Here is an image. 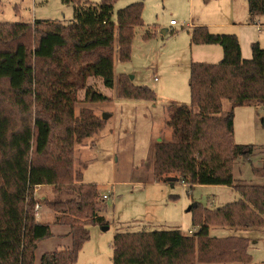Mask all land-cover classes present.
Wrapping results in <instances>:
<instances>
[{
	"label": "trees",
	"instance_id": "obj_1",
	"mask_svg": "<svg viewBox=\"0 0 264 264\" xmlns=\"http://www.w3.org/2000/svg\"><path fill=\"white\" fill-rule=\"evenodd\" d=\"M117 0H63L73 5L66 24L34 21L0 24V264H33L39 242L51 226L68 229L70 248L44 253L39 264H75L89 239L87 227L104 225L96 185L84 184L73 170L75 144L96 135L103 121L88 110L75 117L77 93L88 78L105 89L114 85L113 60H130L135 29L143 26L142 1L113 12ZM251 15L264 16V0H247ZM151 31L143 39L152 37ZM191 44L219 45L217 64L191 63L189 105L166 108L170 140L154 144L156 183L232 189L239 199L217 209H195L197 231L119 232L113 237L112 264H249L248 240L210 237L211 227L264 228V185L236 184L232 166L253 146L233 141L236 107H264V49L251 45L244 60L234 35L190 32ZM116 44V50H114ZM91 103L110 99L86 88ZM118 97L154 102L155 93L118 77ZM227 105V108L225 107ZM264 127V120H261ZM252 174L264 178V162ZM52 188L51 199L36 200L34 189ZM39 203L52 211V223L36 222Z\"/></svg>",
	"mask_w": 264,
	"mask_h": 264
},
{
	"label": "rangeland",
	"instance_id": "obj_2",
	"mask_svg": "<svg viewBox=\"0 0 264 264\" xmlns=\"http://www.w3.org/2000/svg\"><path fill=\"white\" fill-rule=\"evenodd\" d=\"M133 1L117 0L113 12ZM142 3L143 26L135 29L130 60L119 62L116 51L114 53L113 87L105 89L94 78L86 81V88L90 87L110 100L91 103L86 99L85 88L78 91L73 105L75 117L81 110L92 112L100 120L103 114L109 115L106 121L102 120L104 127L101 131L73 148V170L81 171L84 184L96 185L99 215L104 220V225L87 227L89 239L83 244L75 264H112L115 233L178 230L183 235H191L197 228L192 224L195 209L189 210L190 207L217 209L239 199L230 188L194 186L190 189L179 182L170 186L150 181L152 145L157 144V137L161 142L170 140V129H165L162 124V105L169 102L170 97L175 98L170 101L178 105L190 103L188 79L193 48H217L222 54L219 45L191 44L190 32L201 27L211 34L234 35L242 59L248 60L252 44L257 43L264 49V16L249 14L247 0H144ZM72 14L73 5L63 0H0V24H30L34 21L66 24L72 21ZM171 20L176 25H171ZM255 24L261 26L257 28ZM146 31L153 35L144 40ZM163 31L166 34H162ZM221 60L222 56L203 63L217 64ZM135 74L136 80L131 78ZM120 75H126L134 86L151 89L156 100L150 103L119 98ZM153 76L158 79L157 84L153 82ZM261 120H264V107L259 111L254 107H236L233 111L234 143L254 147L247 158L236 159L233 163L232 176L236 184L264 185L263 177L252 174V170L260 168L264 162ZM34 194L40 202L42 198L51 199L52 188L37 187ZM103 195L107 199L103 200ZM35 213L36 222L52 223L53 213L44 204L39 203ZM50 232L49 238L37 244L33 264H39L44 253L70 248L67 228L51 226ZM209 236L247 238V251L251 256L249 264H264V228L211 227Z\"/></svg>",
	"mask_w": 264,
	"mask_h": 264
},
{
	"label": "crops",
	"instance_id": "obj_3",
	"mask_svg": "<svg viewBox=\"0 0 264 264\" xmlns=\"http://www.w3.org/2000/svg\"><path fill=\"white\" fill-rule=\"evenodd\" d=\"M135 1V0H134ZM133 1V2H134ZM137 1V0H136ZM144 1V0H143ZM173 20H171L170 22H172ZM175 22V21H174ZM176 23V22H175ZM176 25V24H175ZM162 34H166V31H163ZM204 46H198V47H194L193 48V51H192V57H191V62L193 63H203V62H206V60H218L221 58L222 54H221V50L220 49H217V48H203ZM154 72H156V70H154ZM132 79H137V75L135 74L134 76H132ZM153 82L155 84H157L159 81L158 79L156 78V76H153ZM166 82H168V84H170V81L168 78H166ZM141 84V83H140ZM157 86V85H155ZM157 89V88H156ZM158 90V89H157ZM175 98H169V102L165 103L164 105H162L161 107V112L162 114L164 115L163 116V120H162V124L164 126L165 129H168V127L166 126V123H167V112H166V108L169 106V105H172V104H175V105H178L176 102L174 101H170V100H174ZM155 107V105L153 106ZM256 111H259V108H255ZM107 119L109 118V115H107ZM106 119V120H107ZM105 120V121H106ZM155 142L159 143L161 142V140L157 137L155 139ZM155 143H153L152 145V148L154 146ZM150 181H153V175L150 176ZM156 183V182H155ZM175 183H178V182H173L172 184H167L165 183L166 185H170V186H173ZM180 183V182H179ZM160 184H164V183H160ZM185 186V185H183ZM220 188V187H219ZM174 198V197H173ZM190 232V231H189Z\"/></svg>",
	"mask_w": 264,
	"mask_h": 264
},
{
	"label": "built area",
	"instance_id": "obj_4",
	"mask_svg": "<svg viewBox=\"0 0 264 264\" xmlns=\"http://www.w3.org/2000/svg\"><path fill=\"white\" fill-rule=\"evenodd\" d=\"M170 24H171V25H175L176 23H175L174 21H172V22H170ZM255 26L258 28V27L261 26V25H260V24H255ZM181 184L184 185L182 182H181ZM102 199H103V200L107 199V196H106V195H103V196H102ZM36 208L38 209L39 207L36 206ZM37 209H36V211H37ZM35 215H37V214L35 213Z\"/></svg>",
	"mask_w": 264,
	"mask_h": 264
},
{
	"label": "water",
	"instance_id": "obj_5",
	"mask_svg": "<svg viewBox=\"0 0 264 264\" xmlns=\"http://www.w3.org/2000/svg\"><path fill=\"white\" fill-rule=\"evenodd\" d=\"M137 1H143V0H137ZM131 78H132V77H131ZM107 117H108L107 115L103 114V116H102V118H101V119H102V120H106V119H107Z\"/></svg>",
	"mask_w": 264,
	"mask_h": 264
}]
</instances>
